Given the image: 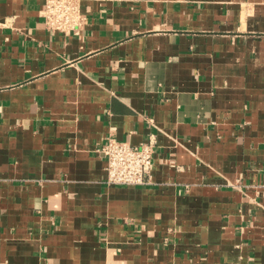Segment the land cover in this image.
I'll list each match as a JSON object with an SVG mask.
<instances>
[{
	"label": "crops",
	"instance_id": "obj_1",
	"mask_svg": "<svg viewBox=\"0 0 264 264\" xmlns=\"http://www.w3.org/2000/svg\"><path fill=\"white\" fill-rule=\"evenodd\" d=\"M0 0V264H264V0ZM155 140L145 185L99 150Z\"/></svg>",
	"mask_w": 264,
	"mask_h": 264
},
{
	"label": "built area",
	"instance_id": "obj_2",
	"mask_svg": "<svg viewBox=\"0 0 264 264\" xmlns=\"http://www.w3.org/2000/svg\"><path fill=\"white\" fill-rule=\"evenodd\" d=\"M48 30L71 34L86 23L81 0H44L42 10ZM106 159L107 182L111 185H145L154 165L155 140L133 144L110 137L99 150Z\"/></svg>",
	"mask_w": 264,
	"mask_h": 264
}]
</instances>
